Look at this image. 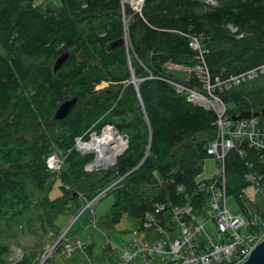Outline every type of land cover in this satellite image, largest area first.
<instances>
[{
    "label": "trees",
    "instance_id": "1",
    "mask_svg": "<svg viewBox=\"0 0 264 264\" xmlns=\"http://www.w3.org/2000/svg\"><path fill=\"white\" fill-rule=\"evenodd\" d=\"M125 34L128 52L119 43ZM195 37L203 52L190 45ZM66 51L69 56L57 71L45 61ZM128 54L141 78L138 90L129 83ZM170 64L190 71L177 74ZM198 65L209 72L211 92ZM263 66L264 0H145L135 13L123 0H0V264H8L3 237L15 236L17 219L32 225L28 217L36 214L42 223L46 216L55 223L49 205L64 212L67 202H58L75 192L66 185L64 194L49 196L53 186L45 159L52 146L70 150L79 136L89 141L94 128L100 132L109 123L127 133L129 142L99 177L118 180L111 187L115 200L108 215L114 223L128 214L142 225L149 213L169 224L174 208L184 205L195 214L204 212L208 195L199 175L211 158L207 145L217 135V114L191 100L190 93L219 96L230 117L259 113L255 117L264 127ZM105 82L123 89L97 88ZM75 96L79 101L68 116L56 119L58 106ZM28 133L32 139L24 137ZM89 161L90 155L78 156L72 167ZM224 167L227 194L247 213L246 176L264 172L257 150L245 141L236 144ZM83 173L73 172L89 188ZM77 199L70 198L73 208L79 207ZM254 209L264 219V207L254 204ZM34 254L15 264H29Z\"/></svg>",
    "mask_w": 264,
    "mask_h": 264
},
{
    "label": "built area",
    "instance_id": "2",
    "mask_svg": "<svg viewBox=\"0 0 264 264\" xmlns=\"http://www.w3.org/2000/svg\"><path fill=\"white\" fill-rule=\"evenodd\" d=\"M125 2L130 4L135 13L142 11L145 0H123ZM129 18L131 16L125 20L128 21ZM190 45L203 52L198 38H193ZM196 70L211 92L209 72L203 65H198ZM254 71L248 74L253 76L256 74ZM192 93L191 100L213 108L217 114V135L208 143L207 152L219 164V173L212 179L199 178L200 188L208 195L204 212L195 214L189 205L175 207L174 231L170 230L173 220L169 224L160 223L154 214L148 213L144 223L130 233L128 247L122 258L107 264H242L264 239V219H260L262 215L254 209V204H258V197L264 202V172L247 174L256 198L255 203L245 200L248 212L243 210V213L234 214L227 205L224 167L226 154L237 144V137L241 138L240 142L245 141L257 150L264 166V127L260 125L257 117L240 120L230 117L226 104L219 96L209 97L194 90ZM247 189L248 187L243 189L242 196L244 193L248 195ZM88 204L90 206L91 201ZM211 221L215 224L216 236H212L206 229V223ZM73 248L72 245L67 246L69 255ZM72 264L103 263L87 259Z\"/></svg>",
    "mask_w": 264,
    "mask_h": 264
},
{
    "label": "rangeland",
    "instance_id": "3",
    "mask_svg": "<svg viewBox=\"0 0 264 264\" xmlns=\"http://www.w3.org/2000/svg\"><path fill=\"white\" fill-rule=\"evenodd\" d=\"M49 2L59 4L60 0H36V3L39 4ZM128 47H130L129 44ZM55 60L56 58H51L45 61L54 63ZM40 61L44 60L41 59ZM128 61L131 62L134 70L133 56L131 54H129ZM97 88L102 91L112 89L113 92H117L118 90L121 92L123 89L119 84H110L109 86L108 82L97 85ZM193 94L191 92L190 96L192 97ZM59 125L58 130H63V125ZM106 127H113L118 131L121 142L128 145L127 133H121L112 123L105 125L100 132H97L94 128L89 138L92 139L94 134H101ZM24 137L27 139L33 138L30 133ZM235 140L238 144L241 138L237 137ZM80 141L82 139L79 136L75 145L67 151L61 150L57 145H53L51 153L45 159L48 171V185L50 186L51 184V187L53 186L49 192V196L55 198L64 194L63 186L66 185L69 187V191H75L71 195H63L61 197L62 200L58 202L60 204L67 202L66 206L62 207L64 212H59L49 205L47 212L50 213L49 215L54 214L55 223H53V218H49V216H46V220L42 223L36 214H32V218L28 217L32 225H27L17 219L18 224L13 227L15 236L10 237L5 235L3 237L4 242L9 247L4 254L8 264H15L16 262L24 260L28 256V253L31 252L35 254L29 264H72L87 259L107 264L122 258L124 251L128 247L130 233L133 230H137L140 224L128 214H124L118 223H114L108 216L115 200V195L111 192V187L114 188L116 185L114 182H118V180L110 181V183L108 181H99V177H102V174L105 173L110 165L106 167L105 163L94 164L97 153L94 151H84L81 147H78V142ZM87 141L85 140V142ZM75 151H78L79 154H76ZM85 155H90L92 161L82 166L77 165L72 167L76 163L78 156L80 160L81 156ZM218 165L215 160L208 158L203 163V171L199 175V178L208 180L216 177L219 173ZM70 168H72V174L67 173V171H70ZM79 171L84 172L85 182L90 186L89 188L82 186V180L77 174H73V172ZM251 186L252 184L248 186V195L244 193L243 197L245 198L244 200L254 204L256 198ZM73 196L78 197V208H73L74 202L70 200ZM96 197L98 198L95 199ZM262 200L258 197L257 205L263 209L264 204ZM38 201L41 204H46L47 198H40ZM90 201L91 204L89 206L87 203ZM227 205L234 214L243 213V209L234 195H228ZM173 218H175L174 212L172 214V220ZM206 229L212 236L217 235L214 222L206 223ZM68 245L74 247L70 255L67 252Z\"/></svg>",
    "mask_w": 264,
    "mask_h": 264
},
{
    "label": "water",
    "instance_id": "4",
    "mask_svg": "<svg viewBox=\"0 0 264 264\" xmlns=\"http://www.w3.org/2000/svg\"><path fill=\"white\" fill-rule=\"evenodd\" d=\"M128 22L126 21V24ZM124 43L126 48H127V52H128V39H127V35L125 34L122 39H120L119 43ZM129 55V54H128ZM69 56V52L66 51L64 53H62L54 62L53 68L55 71H57L63 64L64 62L67 60ZM128 65L130 67V71H131V78L129 80V83H133L135 88L138 90V82L139 79L136 77L135 72L131 66V62L128 61ZM79 101V97L75 96L72 98H67L66 100H64L57 108L56 112H55V118L56 119H63L65 117L68 116V114L71 112V110L73 109V107L77 104V102ZM259 113H255L252 110H248V111H244L242 113H240L239 115L234 116L233 118L240 120L243 118H250V117H255L258 116ZM145 118L147 119L149 125L150 122L148 120L147 117V113H145ZM151 128V127H150ZM152 143V128L150 130V143H149V148L151 146ZM128 145H126L125 149L127 148ZM149 154V150L146 153V156ZM145 156V157H146ZM117 158L115 159L116 162ZM143 161V160H142ZM96 160L94 162V164H96ZM106 167H108V165H106ZM2 178V167L0 164V180ZM242 264H264V239L258 243L256 245V247L254 248V250L251 252L249 258L243 262Z\"/></svg>",
    "mask_w": 264,
    "mask_h": 264
},
{
    "label": "bare ground",
    "instance_id": "5",
    "mask_svg": "<svg viewBox=\"0 0 264 264\" xmlns=\"http://www.w3.org/2000/svg\"><path fill=\"white\" fill-rule=\"evenodd\" d=\"M82 141L78 142V147L84 151L97 153L96 165L99 163H105L108 166L113 165L115 159L125 150L127 145L121 142L118 131L113 127H106L101 134H94L88 142Z\"/></svg>",
    "mask_w": 264,
    "mask_h": 264
},
{
    "label": "crops",
    "instance_id": "6",
    "mask_svg": "<svg viewBox=\"0 0 264 264\" xmlns=\"http://www.w3.org/2000/svg\"><path fill=\"white\" fill-rule=\"evenodd\" d=\"M171 68L177 70V74H186L188 71H190L188 68L184 67V66H181V65H173V64H170L169 65Z\"/></svg>",
    "mask_w": 264,
    "mask_h": 264
},
{
    "label": "clouds",
    "instance_id": "7",
    "mask_svg": "<svg viewBox=\"0 0 264 264\" xmlns=\"http://www.w3.org/2000/svg\"><path fill=\"white\" fill-rule=\"evenodd\" d=\"M141 78H139V80H140Z\"/></svg>",
    "mask_w": 264,
    "mask_h": 264
}]
</instances>
